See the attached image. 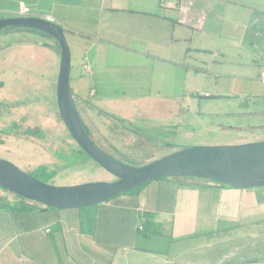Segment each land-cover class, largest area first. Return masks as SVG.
<instances>
[{
	"label": "rangeland",
	"instance_id": "rangeland-1",
	"mask_svg": "<svg viewBox=\"0 0 264 264\" xmlns=\"http://www.w3.org/2000/svg\"><path fill=\"white\" fill-rule=\"evenodd\" d=\"M218 1H198L211 8L213 3L215 13L207 10L206 16L212 21L218 17L220 25L218 29L214 27L213 37L201 36V43L194 41V44L215 48L213 42L218 41L219 57L215 56L216 49L214 57L197 55L194 50L182 60L185 59L186 65H197L200 71L167 69L166 65L165 72H160L157 64L151 66L153 59L132 56L134 66L137 62L138 66L147 62L150 67L133 68L142 78L154 68L155 84L151 91L153 95L161 94L160 97L102 102L91 97L89 104L77 105L86 125L95 133V136L90 134L91 138L109 155L126 164L141 166L190 147L264 140V85L256 78L241 82L235 77L231 87L226 82L223 90L222 87L215 90L217 77L213 73H223L219 76L223 85L224 74L238 76L250 67L264 66V16L259 18L261 9L255 8L264 5V0H234L235 16H238L235 21L238 18L244 21V9L247 19L257 17L261 26L256 37L257 23L247 24L249 31L235 46L230 42L234 33L228 31L225 23L228 17L233 19L234 12L226 0H221L223 4ZM15 15L0 12V18ZM7 29L0 30V139L3 141L0 158L57 186L115 180L79 148L59 118L56 98L59 53L41 44L47 41L57 46V41L25 28ZM178 43L185 50L186 43L183 40ZM244 62L250 66L244 68ZM255 72L251 69L252 76ZM88 84L89 78L84 77L76 84V90L83 94ZM202 95L220 97L201 99ZM28 129L36 131L29 133ZM0 194L16 196L4 189H0ZM153 232L147 234L149 239L140 240L138 247L152 251L153 260L148 264H166L163 259L171 261L169 264H264V221L199 235L184 242H171L169 232L159 225Z\"/></svg>",
	"mask_w": 264,
	"mask_h": 264
},
{
	"label": "crops",
	"instance_id": "crops-1",
	"mask_svg": "<svg viewBox=\"0 0 264 264\" xmlns=\"http://www.w3.org/2000/svg\"><path fill=\"white\" fill-rule=\"evenodd\" d=\"M198 1L0 0V12L20 15V5L24 3L30 13L45 15L64 27L71 49L73 95L78 104L85 105L91 97L102 102L161 96L151 91L155 84L154 68L149 74L142 72L146 74L142 78L133 68L150 67L147 62L134 66L132 56L153 59L151 66L157 64L160 72H165L166 65L167 69L200 71L197 65H186L185 59L182 60L194 50L197 55L214 57L217 53L215 56L219 57L218 41L213 42L215 48L194 44L201 36L213 37L214 27L218 29L220 25L218 17L212 21L206 16L207 10L215 13L213 3L211 8ZM226 2L234 12L233 19L228 17L225 22L228 31L234 33L230 38L233 46L244 40L250 22L257 23V37L261 33L258 18L247 19L242 9L244 21L241 18L235 21L236 4L234 0ZM255 8L261 9L259 18L264 16L263 4ZM195 33L199 36H194ZM182 40L187 44L185 50L176 45ZM242 65L250 66L247 62ZM250 68L257 71L254 76L251 69L238 76L224 74L223 85L219 82L223 73L213 72L217 77L215 90L219 87L223 90L226 82L231 87L235 77L241 82L253 78L260 82L264 66ZM84 77L89 78L88 90L81 94L76 84ZM89 128V133L95 136ZM261 221H264V187L239 188L191 177L154 180L137 192L83 209H58L25 201L17 195L0 194V264H148L153 260L152 251L138 247L140 240L149 239L156 225L169 232L171 242H184ZM143 232V236L148 234L145 238ZM163 262L171 263L167 259Z\"/></svg>",
	"mask_w": 264,
	"mask_h": 264
},
{
	"label": "water",
	"instance_id": "water-1",
	"mask_svg": "<svg viewBox=\"0 0 264 264\" xmlns=\"http://www.w3.org/2000/svg\"><path fill=\"white\" fill-rule=\"evenodd\" d=\"M32 28L57 40L61 48L56 98L62 121L81 150L115 180L57 186L0 158V189L58 209H83L113 199L151 181L197 177L239 188L264 187V140L233 145H202L174 151L141 166H130L104 151L87 133L71 87V49L64 29L36 15L0 18V30ZM220 96L202 95L201 99Z\"/></svg>",
	"mask_w": 264,
	"mask_h": 264
},
{
	"label": "trees",
	"instance_id": "trees-1",
	"mask_svg": "<svg viewBox=\"0 0 264 264\" xmlns=\"http://www.w3.org/2000/svg\"><path fill=\"white\" fill-rule=\"evenodd\" d=\"M62 27V26H61ZM7 28H10V29H13V30H19V29H23V28H15V27H7ZM7 28H5V30H8ZM63 29H64V27H62ZM25 29H28V30H30V31H34V32H38V33H40V34H42V35H44V36H48V37H50V38H53L51 35H49V34H47V33H45V32H43V31H40V30H36V29H32V28H25ZM64 31H65V29H64ZM65 33H66V31H65ZM67 35V34H66ZM54 39V38H53ZM56 40V39H55ZM57 41V40H56ZM58 43V42H57ZM39 44H40V42H39ZM41 44H42V46L43 47H45V48H51L52 50H56L58 53H59V55H61V48H60V45L58 44L57 46L55 45V44H51V43H49V42H47V41H44V42H41ZM74 100H75V104H76V107H77V105H78V103H77V101H76V99L74 98ZM1 107V106H0ZM78 109V108H77ZM79 111V110H78ZM80 113V112H79ZM58 114H59V118H60V120H62V118H61V116H60V113H59V111H58ZM85 122V121H84ZM67 129V128H66ZM85 129H86V131H87V133L90 135V133H89V130H88V127H87V125H86V123H85ZM38 130V129H37ZM29 133H35V131L36 130H30V129H28L27 130ZM71 135V134H70ZM72 137V136H71ZM74 140V139H73ZM2 140L0 139V143L2 144ZM78 145V144H77ZM80 148V147H79ZM81 149V148H80ZM120 161V160H119ZM129 165V164H128ZM130 166H135V165H130ZM191 178H196V179H202V178H197V177H191ZM208 180V179H207ZM212 181V180H211ZM222 184H224V185H228V186H233V187H236V186H234V185H229V184H225V183H222ZM146 185V184H145ZM145 185H142V186H140V187H137V188H134V189H132V190H130V191H128V192H126V193H133V192H137V191H139L140 189H142ZM24 199V198H23ZM26 200V199H25Z\"/></svg>",
	"mask_w": 264,
	"mask_h": 264
},
{
	"label": "built area",
	"instance_id": "built-area-1",
	"mask_svg": "<svg viewBox=\"0 0 264 264\" xmlns=\"http://www.w3.org/2000/svg\"><path fill=\"white\" fill-rule=\"evenodd\" d=\"M30 9L28 6H26L24 3H21L20 5V15H29ZM260 82L264 85V70L259 75Z\"/></svg>",
	"mask_w": 264,
	"mask_h": 264
}]
</instances>
